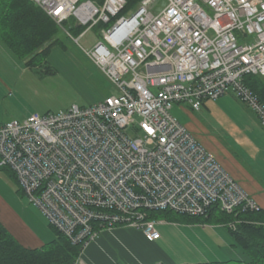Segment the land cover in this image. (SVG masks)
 Returning <instances> with one entry per match:
<instances>
[{"label":"built area","instance_id":"obj_1","mask_svg":"<svg viewBox=\"0 0 264 264\" xmlns=\"http://www.w3.org/2000/svg\"><path fill=\"white\" fill-rule=\"evenodd\" d=\"M82 38L117 95L90 107L0 122V171H9L52 230L81 246L129 227L159 239L151 213L233 217L260 208L171 114L232 95L264 127V104L245 84L264 77V0H30ZM242 42V43H241ZM264 226V223L261 224Z\"/></svg>","mask_w":264,"mask_h":264},{"label":"rangeland","instance_id":"obj_2","mask_svg":"<svg viewBox=\"0 0 264 264\" xmlns=\"http://www.w3.org/2000/svg\"><path fill=\"white\" fill-rule=\"evenodd\" d=\"M162 2L160 0L161 4H163ZM74 24V20L70 19L65 26L66 31L69 30V26H74ZM101 29L102 26L95 27L82 38L79 36L74 38L75 36L71 35L69 37L63 29H59L54 38L37 51L40 53L49 47L48 54L30 65H26L30 58L19 60L0 43V48L5 50L12 60V64H10L9 59L5 63L0 58V68L10 72L7 79L14 87L9 88L10 94L5 95V101L1 104L0 109L4 110L6 114L4 118H0V122L20 121L33 114L43 116L47 113H57L67 110L71 106L90 107L103 102L106 98L116 96V88L84 52L90 51L101 40ZM2 54L0 50V57ZM232 98L236 106H234V102L233 106L226 105L225 114L214 109L210 112L204 107L199 112H193L183 104H175L171 114L180 124L185 125L187 130L199 134L210 144H214L215 140L218 142L224 140L226 143L225 140L229 139L227 134L230 132L227 129L226 120L233 119L239 114L238 107L247 108L235 97L232 96ZM20 197L28 203L25 197L21 195ZM158 220L162 221L163 219L159 218ZM167 223L175 227L173 229L168 226L167 249L174 253L178 261L185 263H188L187 261L190 259L195 261L198 259L197 253H204L209 259H212L207 255L210 253V249L219 255L220 251L217 252L214 239L216 235L223 236L228 243L232 242L228 232L222 227L217 228L213 221L207 222L201 219L192 223L190 230L183 229L188 222L182 215H174ZM197 235L204 239L203 242L202 240L198 241Z\"/></svg>","mask_w":264,"mask_h":264},{"label":"crops","instance_id":"obj_3","mask_svg":"<svg viewBox=\"0 0 264 264\" xmlns=\"http://www.w3.org/2000/svg\"><path fill=\"white\" fill-rule=\"evenodd\" d=\"M0 43L10 52L1 38ZM0 50L3 53L0 58L5 63L9 59V63L12 64L9 54L2 48ZM9 74L7 69L0 68V108L5 101V95L10 94L9 88H14L7 79ZM221 99L205 102L202 107L210 112L214 109L225 114L224 108L226 105L233 106L234 99L232 95H225ZM234 106H236L235 102ZM238 108L239 114L233 119L226 120L227 129L230 131L227 134L229 139L225 140L228 144L224 140L220 142L215 140L214 144H210L199 134L188 131L213 156L224 171L254 199L260 210L264 211V127L248 108ZM5 114L4 110L0 109V118H4ZM182 126L185 127V125ZM14 185L12 180L0 171V224L24 248H41L53 241L52 228L36 208L20 197ZM159 222L156 229L160 237L153 242L146 240L140 231L125 226L104 230L94 242L86 246L81 259L86 264H201L227 261H240L244 264L248 259L241 250L233 247V242L228 243L226 238L216 235L214 239L216 250L220 251L219 255L210 249L207 255L212 259L204 253H197L198 259L195 261L192 259L187 261L188 263L178 261L174 253L167 249L166 241L167 229L175 227L165 220ZM191 224H186L183 229H192ZM216 227L221 228L222 226L216 224ZM197 238L198 241L203 242L204 240L199 235ZM204 246L206 248V245Z\"/></svg>","mask_w":264,"mask_h":264},{"label":"trees","instance_id":"obj_4","mask_svg":"<svg viewBox=\"0 0 264 264\" xmlns=\"http://www.w3.org/2000/svg\"><path fill=\"white\" fill-rule=\"evenodd\" d=\"M99 2L100 0H92ZM138 0H127L132 6ZM97 2V3H98ZM68 23V22H67ZM66 23V24H67ZM64 29H67L65 26ZM103 25H98L97 27ZM68 34L77 38L84 30L82 27L69 26ZM59 27L30 0H0V38L10 52L19 60L29 59L26 65L34 63L49 52V47L40 53L38 49L52 40ZM245 84L264 104V77L249 76ZM15 183L13 175L2 170ZM172 212L151 213L152 219L170 220ZM188 223L199 220L226 224L234 219L231 216L211 212L207 218L183 216ZM241 222L235 231L226 228L233 242V247L241 250L247 260L244 264H264V211L247 212L239 216ZM54 239L41 248L27 249L21 246L11 234L0 224V264H73L79 255L81 246L72 245L59 232L52 230ZM242 264L240 261L210 262L201 264Z\"/></svg>","mask_w":264,"mask_h":264}]
</instances>
